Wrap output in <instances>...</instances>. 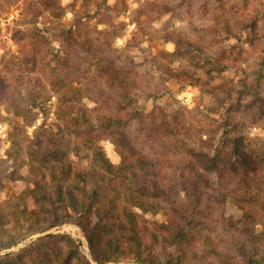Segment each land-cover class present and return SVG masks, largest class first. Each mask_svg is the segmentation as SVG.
I'll list each match as a JSON object with an SVG mask.
<instances>
[{"label": "rangeland", "instance_id": "374dc122", "mask_svg": "<svg viewBox=\"0 0 264 264\" xmlns=\"http://www.w3.org/2000/svg\"><path fill=\"white\" fill-rule=\"evenodd\" d=\"M226 27L240 36L241 41L233 37L222 38ZM172 32H178L191 43L204 48L202 52L205 54L201 59L216 60L227 70L209 75L198 70L199 80L192 84L189 81L196 79L192 75L195 66L190 65L189 58L181 57L169 62V67L180 69L177 72L179 75L183 73L181 68L189 69L185 73H189L192 79L185 80L180 76L182 81H177L158 71L151 58L158 50L170 53L174 50V45L168 40ZM84 44L93 46L90 53L81 49ZM17 45L22 48L19 50ZM94 50L98 55L112 58L116 65L126 64L133 68L131 76L137 80L139 90H136L135 101L127 113L133 111L134 115L131 121L117 129L127 135L129 145L138 154L158 163L157 168L162 169L160 176L174 177L182 169L186 170L183 162L189 159L196 162V157L187 153L186 148L190 145L205 154H213L201 144L213 134L219 141L218 146L225 137H240L243 143L239 146L241 150L245 149L252 157L264 159V0H0V81L3 84L0 83V87H4L0 91V158L6 159L5 151L10 146L9 134L12 133L21 144L20 155L25 162L21 168L6 162L0 165V212L16 211L18 195L32 188L33 182L43 176L38 166L45 174L48 173V168L40 162L36 164L37 158H33L41 155L43 149L42 144L35 143L39 131L34 133V127L30 125L33 123L37 127L43 124L44 128L54 133L48 136L47 142H42L44 147L52 148L51 142L56 135L54 123L59 122L53 113L55 95L49 90L51 86L47 81L52 77L51 69L62 64L69 70L74 64L86 73ZM191 57L198 60L195 53ZM3 60L9 62L11 72L2 70ZM43 65H46L45 70ZM69 74L77 81L79 75L76 71L69 70ZM258 75L260 80L255 82ZM28 79L30 85L25 87ZM35 79L42 80L45 92L39 91L34 84ZM243 81L249 83L248 88H243ZM97 83L105 94H111L103 79H98ZM90 84V89L99 88V85ZM84 95L82 103L87 117L91 124L96 125L99 121L96 117L99 116L96 111H91L94 108L91 92ZM6 96L11 98L7 102L1 99ZM221 99H225L224 102ZM34 100L44 107L46 115L40 112V105H33ZM11 104L23 110L24 118L16 117ZM99 108L103 117L114 109L112 105L109 109ZM98 131L95 132L97 145L110 162L117 165L120 158L113 141ZM176 137L183 141L178 142L177 147L174 144ZM55 138L59 140L58 134ZM66 139L63 137L60 143L57 140L55 143H62L64 148ZM229 149L226 147L222 158ZM197 157L198 171L212 187L205 192L203 200L210 202L208 207L214 205L212 217H200L209 223L202 233L212 243L215 242L219 251L243 263L244 255L239 247H251L250 240L256 238L262 243L264 212L260 207L237 202L233 194L222 200L220 194L213 192L216 175L206 167L208 157ZM57 166L54 163L52 167ZM137 176L140 177L141 172L138 171ZM255 178L257 175L238 167L236 173L225 174L222 182L228 191L231 189V193L237 190L238 194H242L243 180L252 182ZM214 196H217L218 202L213 200ZM186 197L185 191L175 196L183 202ZM160 203L165 207V202ZM26 207L27 212L35 208L29 198ZM203 210L207 213L205 205ZM164 211L160 209L157 214L142 215L147 226H151V231L154 230V222H167ZM224 211L234 220H239L244 212H253L255 220L252 224L244 219L240 220V224L254 225V231L251 234L242 231L234 238L229 236L220 218ZM68 221L74 223L67 222L59 229L52 227L45 234L68 235L80 244L79 249L87 258L89 251L82 231L73 218ZM156 233L157 240L152 243V248L160 250L165 242L161 233ZM38 236L40 234L25 238L10 251L25 247ZM196 237L198 240L188 246L186 259L180 264H217L216 257L206 251L207 239ZM255 244L253 247L258 248L259 245Z\"/></svg>", "mask_w": 264, "mask_h": 264}, {"label": "trees", "instance_id": "16d2710c", "mask_svg": "<svg viewBox=\"0 0 264 264\" xmlns=\"http://www.w3.org/2000/svg\"><path fill=\"white\" fill-rule=\"evenodd\" d=\"M43 4L46 5L45 2ZM230 37L241 41L240 36L234 35L233 31L226 27L222 38ZM168 40L174 45V50L171 53L158 50L157 54L152 56L151 63L158 71L169 75L173 80L182 81L181 77L185 80L192 79L189 73H185L189 72V69L181 68L183 73L179 75L177 72L180 69L169 67V62L181 57L189 58L190 65L195 66L192 75H195L196 79L189 81L192 84L199 80L196 73L198 70L205 75L227 70L224 64L216 60L207 57L201 59L205 54L202 52L204 48L191 43L178 32H172ZM17 46L19 50L22 48L20 45ZM82 46L81 49L88 53L93 47L86 44ZM190 53H195L198 60H194ZM91 56L86 73L77 65H70L69 70H74L79 75L77 81L71 77L67 68L62 67V64L50 71L52 77L47 81L51 86L49 90L55 95L56 104L53 113L59 122L54 123L55 134H58L59 140L63 137L67 139L63 148L62 143H55L56 140L58 143L60 141L54 135L52 148L44 147L42 142H47L48 136H53L54 133L44 128L43 124L37 127L33 123L28 124L34 127V133L39 131L35 143L42 144L40 146L43 149L41 155L33 158H37L36 164L40 162L47 167L48 173L45 174L37 165L39 173L43 176L33 182L32 188L25 189L18 195L16 211L0 212V264H73L75 261L79 264H91L81 253L80 244H76L68 235L45 234L52 227L72 222L68 221L70 218H73L82 231L90 258L95 264H180L186 259L188 246L198 240L196 236L207 239H205L206 251L216 257L217 264H264V237L261 239L262 243L256 238L250 240L251 247L250 245L243 247L247 249L239 247V251L244 255L243 263H239L219 251L215 242L212 243L202 233L209 223H205L200 217H212L214 205L208 207L210 202L203 200L205 192L212 187L209 180L198 171L200 166L197 156H202L204 159L208 157L206 167L216 175L213 192L220 194L222 200L233 194L237 202L260 207L263 212L264 159L260 156L252 157L245 149L241 150L239 146L243 143L240 137H225L218 146L219 141L213 134L208 136L207 141L201 142L209 149L208 152H214L213 154H205L201 149L190 145L186 148L187 153L196 157V162L190 159L183 162L186 170L182 169L174 177L166 174L160 176L162 169L157 168L158 163L150 157L138 154V151L129 145L127 135L117 129L131 121L134 115L133 111L127 113V109L129 110L135 101L137 95L135 92H138L136 90H139L137 80L131 76L133 68L126 64L116 65L112 58L100 53L98 55L96 50ZM210 63L212 64L208 65ZM43 66L45 68L42 69L45 70L46 65ZM3 67L2 70L11 72L8 61L3 60ZM90 70L94 72L91 73ZM1 74L0 72V76ZM98 79H103L111 94L107 95L100 90L102 88L97 83ZM254 80L259 81L260 76L258 75ZM0 83L3 85L2 81ZM35 83L40 92L46 91L41 79H35ZM89 83L99 85V88L90 89ZM28 84L30 85L29 79L25 87H28ZM242 85L243 88H248L249 83L243 81ZM3 89L4 87H0V91ZM87 92H91L92 95L94 108L91 111H96L99 116L96 117L98 123L94 120L96 125L89 121L87 110L82 103ZM1 99L7 102L11 98L6 96ZM224 100L221 99V102ZM33 105L40 104L34 100ZM110 105L114 109L109 111L107 117H103L99 107L109 109ZM40 106V112L46 115L44 107ZM11 107L15 110L16 117L24 118L21 108L15 104H11ZM97 131L106 134L113 141L115 151L120 158L117 165H113L97 145L98 138L95 137ZM176 138L174 144L177 147V143L183 141ZM9 143L10 146L5 151L6 159L0 158V165L6 162L21 168L25 164L20 155L21 144L12 133L9 134ZM226 147L230 149L222 158ZM54 163L58 164L57 168L52 167ZM238 167L249 171L252 175H257L252 182L243 180L245 182L242 194H238L237 190L231 193V189L228 191L222 182L225 174L236 173ZM138 171L141 172L140 177L137 176ZM182 191L187 194L185 202L175 198ZM28 198L35 206L30 212H27L26 207ZM216 199L217 196H214L213 200ZM160 201L166 203L165 207H162ZM204 205L208 209L207 213H203ZM160 209L165 210L167 222H154V230L151 231L149 228L151 226H147V221L142 215L145 213L154 215ZM225 214L224 211L220 218L229 236L234 238L242 231L247 234L254 231V225L249 227L244 223L240 224L242 219L252 224L255 220L253 212H244L239 220L231 219ZM156 232L161 233L165 242L160 250L152 248V243L157 240ZM34 234L40 236L21 249L10 251L19 242ZM253 243L259 247H253Z\"/></svg>", "mask_w": 264, "mask_h": 264}, {"label": "water", "instance_id": "95a60500", "mask_svg": "<svg viewBox=\"0 0 264 264\" xmlns=\"http://www.w3.org/2000/svg\"><path fill=\"white\" fill-rule=\"evenodd\" d=\"M87 258L90 260V262H91L92 264H95V263L91 260V258H90L89 255H87Z\"/></svg>", "mask_w": 264, "mask_h": 264}, {"label": "built area", "instance_id": "2783aa9c", "mask_svg": "<svg viewBox=\"0 0 264 264\" xmlns=\"http://www.w3.org/2000/svg\"><path fill=\"white\" fill-rule=\"evenodd\" d=\"M63 226H64V225H62V226H60V227H57V228L59 229V228H61V227H63ZM58 229H57V230H58ZM84 246H86V245H84Z\"/></svg>", "mask_w": 264, "mask_h": 264}]
</instances>
